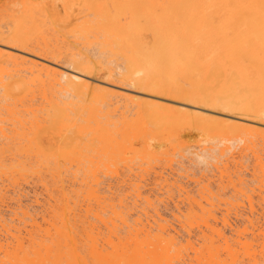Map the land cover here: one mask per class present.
<instances>
[{
    "label": "bare ground",
    "instance_id": "bare-ground-1",
    "mask_svg": "<svg viewBox=\"0 0 264 264\" xmlns=\"http://www.w3.org/2000/svg\"><path fill=\"white\" fill-rule=\"evenodd\" d=\"M262 116L264 0H19L0 19V264H264V196L212 186L264 194ZM181 151L215 172L198 197Z\"/></svg>",
    "mask_w": 264,
    "mask_h": 264
},
{
    "label": "rangeland",
    "instance_id": "rangeland-1",
    "mask_svg": "<svg viewBox=\"0 0 264 264\" xmlns=\"http://www.w3.org/2000/svg\"><path fill=\"white\" fill-rule=\"evenodd\" d=\"M17 2H19V0H0V19L4 18L7 14L11 13V10L14 9V6H15V4H17ZM53 30L54 31H52V29L50 30L51 31V35H50V38H51V43L50 44L51 45H50V47L51 48L59 47L61 49H64L65 47H70V45H67L68 44L67 40H72V39L64 38L62 36V32L59 30V28L55 27ZM89 49L91 50V53H90ZM78 50H81L82 53L87 54L89 56H92L95 53L94 47H89V48H87L85 50H83L81 47H76L75 51H78ZM29 57H32V56H29ZM55 67H57V68H59V69H61L63 71L67 70V72H70V71H68L70 69L67 68V67H64V66H55ZM114 84H115V86H111V87H113V88H115L117 90L123 91V92H127L128 91V93H133L131 91V89L124 88L123 85H121V84H119L117 82H114ZM182 135H185V136L182 138L181 146L178 148L179 150L185 148L186 146L196 145V144L199 143V140L201 139V138L199 139V138L195 137L194 136V132L189 131V130L184 131ZM181 153L184 154V158H177V160L179 161L178 165L177 166L174 165L173 169L175 171L178 169L177 172L181 175V177H178V178H179L180 182L185 186V188L187 190L192 191L191 195H193L195 197H198L196 191L199 189L200 186L199 185L197 186V183L194 182V181L195 180H201L202 179L201 177L203 175H206L208 177H212V175L215 172L213 171V169L207 170L202 163H199L195 159H192L191 156L187 155L185 152L181 151ZM246 159L247 158H244V160H246ZM246 164H248L251 167L252 164H253V160H251L250 158L247 159V163ZM129 165H131L132 168L135 169V172H136V171H138L137 170L138 167H140V161L137 160V161H134L133 163L130 162ZM153 165H155V164H153ZM118 167H120L123 170L125 169L123 167V163L119 164ZM143 167H145V165ZM168 172L169 171H167V173ZM184 172H185V174H184ZM193 176H195L197 179L195 177H193ZM152 178H153L152 174L149 175L147 177V182H151ZM250 181H251V177L250 176H246V183H247L249 189L253 190V191L249 190L248 193L246 194V196L245 195L243 196L242 194L236 193L234 188L232 187V185L231 184H226V183L223 184L222 186H220L219 189L217 188V184L216 183L212 184L213 192L216 194L217 198L222 199V200L248 201V197H249L251 199V201H262V199H260V198L262 196H264V194H260L259 191H257L258 190V188H257L258 187V183L257 182L253 183V182H250ZM24 187L25 188L23 189V195L20 197V204L22 206L26 205V207L30 210V213L33 214V215H36V214L39 213L40 208L38 206H36L35 204L33 205L32 201L35 198H38L39 200H42L45 197V195H44L45 193L42 191V189H40L41 188L40 184L38 182H36L35 180H30L27 185H24ZM32 193H33V195H32ZM236 194H237V196H236ZM161 210H162L163 214L166 216V218L168 220L172 221L173 224L176 226L177 222L171 216L172 215V206L167 205L165 208H162ZM10 217H11V214L9 212L5 214V219H9ZM234 223L238 225V224H240V220L239 221L234 220Z\"/></svg>",
    "mask_w": 264,
    "mask_h": 264
},
{
    "label": "snow or ice",
    "instance_id": "snow-or-ice-1",
    "mask_svg": "<svg viewBox=\"0 0 264 264\" xmlns=\"http://www.w3.org/2000/svg\"><path fill=\"white\" fill-rule=\"evenodd\" d=\"M261 118L264 119V116H262Z\"/></svg>",
    "mask_w": 264,
    "mask_h": 264
}]
</instances>
